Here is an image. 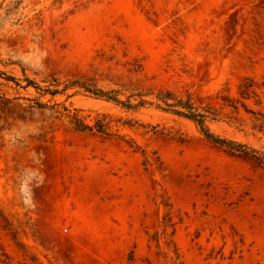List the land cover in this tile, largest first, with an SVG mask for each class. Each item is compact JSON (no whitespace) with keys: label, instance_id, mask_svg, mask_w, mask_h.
I'll list each match as a JSON object with an SVG mask.
<instances>
[{"label":"rangeland","instance_id":"rangeland-1","mask_svg":"<svg viewBox=\"0 0 264 264\" xmlns=\"http://www.w3.org/2000/svg\"><path fill=\"white\" fill-rule=\"evenodd\" d=\"M84 79L192 93L264 156V0H0V264H264V165L154 106L33 87Z\"/></svg>","mask_w":264,"mask_h":264},{"label":"trees","instance_id":"trees-1","mask_svg":"<svg viewBox=\"0 0 264 264\" xmlns=\"http://www.w3.org/2000/svg\"><path fill=\"white\" fill-rule=\"evenodd\" d=\"M30 85V84H29ZM59 84L50 88L35 89L44 94L54 96L56 94L64 93L69 89H77L75 93L82 92L92 95L96 98L103 99L107 102L119 106L125 110L135 111L144 106H154L156 109L184 118L194 124L197 131L204 139L210 143L224 148L230 152L237 153L246 157H250L259 164L264 165L263 154L251 149L244 144L220 137L213 133L209 126V122L218 120V114L209 106V104L197 105L194 101L192 93L186 92L184 95H178L169 90L155 89V88H141L134 84L115 83L112 82V87L105 89L98 85V83L91 79L73 80L64 84L62 89L58 90ZM260 85L251 78H245L243 84L239 87V95L241 100L258 97V89ZM151 97L152 100H148ZM226 101L225 97L221 98ZM239 100L231 101V106L234 108ZM42 107V104H38ZM65 117L74 131L86 133L91 135H98L101 137H112L114 134L110 133V122L103 119H96L93 125L85 122V119L79 116L78 111L64 108Z\"/></svg>","mask_w":264,"mask_h":264}]
</instances>
